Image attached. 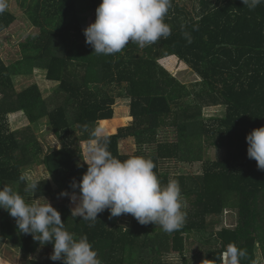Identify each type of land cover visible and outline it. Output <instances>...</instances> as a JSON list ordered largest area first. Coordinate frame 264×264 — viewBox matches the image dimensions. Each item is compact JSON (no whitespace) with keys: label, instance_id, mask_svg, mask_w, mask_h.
Returning a JSON list of instances; mask_svg holds the SVG:
<instances>
[{"label":"trees","instance_id":"1","mask_svg":"<svg viewBox=\"0 0 264 264\" xmlns=\"http://www.w3.org/2000/svg\"><path fill=\"white\" fill-rule=\"evenodd\" d=\"M183 1L172 0L165 18L172 34L166 40L146 46L143 54L138 44L130 43L122 52L105 56L76 37L84 35L82 15L93 14L95 20L102 0H21L38 33L19 43L18 60L7 63L0 54V187L11 186L27 202L65 190L78 193L71 185L82 179L88 165L82 162V149L72 146L73 138L89 142L99 123L114 120L116 97L107 89L113 86H125L121 96L130 99L133 119L108 132V150L121 160L150 158L162 183L179 181L188 200L187 219L170 234L134 217L128 224L119 216L110 219L108 210L90 227L89 221L71 215L70 200L53 204L68 231L77 239L87 236L102 264H196L186 256L192 234L206 245L194 258L200 256V264H222L229 244L246 250L241 264H258L259 249L264 261V171L248 158L246 140L251 131L264 127V4L249 10L242 0H191V14L180 5ZM18 18L10 10L0 14V33ZM167 56L177 57L201 79L192 85L179 80L160 62ZM36 63L44 67L46 79L59 82L51 101L37 83L15 90L16 78L33 75ZM213 106L224 107L225 114L205 116L204 109ZM16 111H24L29 126L11 129L8 116ZM43 118L61 141L46 152L32 128ZM129 138H134L137 151L122 153L121 141ZM207 146L224 156L203 161ZM168 160L201 161L203 172L172 177L163 168ZM39 163L58 187L50 179L37 180L36 192H25L20 176ZM227 209L238 210L233 225L223 223ZM6 240L32 255L54 250L52 243L42 247L32 235L20 233L16 219L0 209V249ZM166 253H178L183 261L167 263ZM32 264L63 261L36 257Z\"/></svg>","mask_w":264,"mask_h":264},{"label":"clouds","instance_id":"2","mask_svg":"<svg viewBox=\"0 0 264 264\" xmlns=\"http://www.w3.org/2000/svg\"><path fill=\"white\" fill-rule=\"evenodd\" d=\"M249 10H255L264 0H242ZM8 0H0V14L4 13ZM172 7V0H102L96 9L95 22L84 29L86 43L97 55H114L130 43L140 48L167 39L172 30L165 22ZM184 36L192 42L189 33ZM83 161L88 165L80 181L71 185L79 192L71 195L65 190L59 195L69 197L76 206L73 217L89 221L93 227L98 215L105 210L110 219L123 214L132 215L141 225L151 223L160 226L165 233L182 229L187 219V199L179 181L169 179L164 184L154 171L150 158L133 156L121 160L108 150L109 133L103 123L91 132ZM247 155L264 171V127L251 131L247 137ZM82 166V165H80ZM26 182L25 192H36L38 182L20 176ZM0 209L16 219L20 233L30 234L43 247L52 243V261L63 264H102L87 236L79 239L65 228L61 213L45 198L27 202L8 185L0 187ZM246 250L229 244L220 257L222 264H241Z\"/></svg>","mask_w":264,"mask_h":264},{"label":"rangeland","instance_id":"3","mask_svg":"<svg viewBox=\"0 0 264 264\" xmlns=\"http://www.w3.org/2000/svg\"><path fill=\"white\" fill-rule=\"evenodd\" d=\"M21 0H8L9 7L7 10L16 13L19 18L10 26V28L6 29L2 33H0V54L3 56L7 63L14 62L21 57L20 46L19 43L28 39L31 35H36L38 33V28L34 26L32 23H29L27 14L25 15L24 9L21 5ZM181 6L185 7L189 13L194 14V4L191 0H185L180 2ZM95 22L93 14H85L82 15V29H86L91 23ZM77 39L80 41L86 40V37L82 34H78ZM145 50L144 48H138V53L143 54ZM160 62L165 65L179 80L184 83H188L192 85L197 80H200L199 77L187 64L178 60L175 56H167L160 59ZM16 91L23 90L29 87L31 84L37 83L43 92L44 98L48 101L54 99L57 94L56 90L59 86V82L48 80L45 77V70L43 66H40L38 63L33 67V75L31 76H19L16 78ZM109 92L116 97V104L114 106L115 114L113 121H103L102 123L106 127L109 133H112L116 127L129 125L132 121V117L130 116V99L128 97H124L121 93L125 92V86H113L111 88H107ZM1 95V94H0ZM205 116H222L225 114V109L222 106H213L207 107L204 109ZM9 123L11 129L16 130L19 128H24L30 125V122L27 118V115L24 111H16L14 113L9 114ZM33 131L38 139L39 144H41L44 152L49 151L53 148H58L61 146L60 139L53 133L48 123L47 118H43L37 126L32 125ZM80 133V132H79ZM78 132L75 134L78 135ZM170 139L175 138V134L170 133ZM72 146L75 148H81L83 151V155L86 154V149L88 146V141H81L78 136L73 138ZM120 149L122 153L131 154L137 151V144L135 143L134 138H129L126 140H122L120 144ZM204 160H214L216 158H220L224 156L223 151H218L214 146L205 147L204 150ZM82 162L83 159H82ZM163 168H166L168 172L170 171V175L176 174H184V175H199L203 172V162H194V163H186V162H175L173 160H168L166 164L163 165ZM26 177L31 178L35 181L37 180H45L50 179L52 185L55 189H57V185L54 183L48 169L42 163L34 164L27 168L24 171ZM58 191V190H57ZM42 198H45L52 205L55 203H61L68 199L69 197L60 196L59 193L46 195ZM41 198V199H42ZM39 199V198H36ZM71 202V200H70ZM188 202V200H187ZM72 208L76 205L71 202ZM238 210L237 209H227L225 215L223 216V223L226 225H233L238 220ZM120 220L124 224H128L132 220V215L123 214L120 215ZM200 235L192 234L190 238V243L188 244V249L186 251V256L190 260L191 263L199 262L200 256H198L196 260L194 258L196 255H199L201 251V247L206 246L202 245L199 239ZM0 249V264H32V260L34 258H40L42 261H50L51 251L48 250L42 251L36 255L28 254L24 250H22L19 246L14 245L13 243L6 240L1 244ZM44 253V256L42 255ZM258 253V264H264V261L261 257V250L259 249ZM164 261L167 263H180L182 262V257L178 253H170L164 255ZM202 261L199 262V264Z\"/></svg>","mask_w":264,"mask_h":264}]
</instances>
